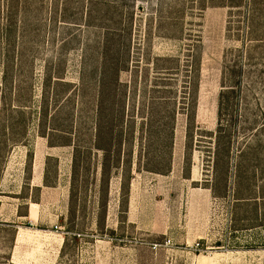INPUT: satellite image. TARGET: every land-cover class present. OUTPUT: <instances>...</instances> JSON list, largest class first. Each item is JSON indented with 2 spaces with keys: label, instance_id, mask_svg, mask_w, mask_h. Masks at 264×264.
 Returning <instances> with one entry per match:
<instances>
[{
  "label": "rangeland",
  "instance_id": "rangeland-1",
  "mask_svg": "<svg viewBox=\"0 0 264 264\" xmlns=\"http://www.w3.org/2000/svg\"><path fill=\"white\" fill-rule=\"evenodd\" d=\"M214 2L0 0V264H264V0ZM164 87L165 142L94 141Z\"/></svg>",
  "mask_w": 264,
  "mask_h": 264
},
{
  "label": "trees",
  "instance_id": "trees-1",
  "mask_svg": "<svg viewBox=\"0 0 264 264\" xmlns=\"http://www.w3.org/2000/svg\"><path fill=\"white\" fill-rule=\"evenodd\" d=\"M199 7H206L208 5H214V4H218L215 3L214 1H218V0H197ZM234 0H222V2L220 3L221 5H232L234 3H232ZM227 3V4H226ZM232 7V6H229ZM160 19L162 20V18L160 17ZM162 62H166L167 59H160ZM166 73L167 70H164ZM190 76L188 77V91H190V87L194 84L195 81V74L196 71L189 73ZM224 79H226V77H223V83H224ZM164 80L166 79H161V82H165ZM226 80H228L229 82V78H227ZM225 80V85L227 84ZM117 84L119 85V87H124L121 86L120 83L117 82ZM236 85V83H235ZM226 89L224 93H221L220 95V100H219V111H218V125H217V129L214 132L209 133V139L213 140L215 142V144H219V143H224V144H228L229 142V137L227 135V127H229V123H232L235 120L234 115L229 114L228 110L230 108L229 104L231 102L229 95H231L233 92V90L231 92L226 93V91L234 89L232 87L234 86H225ZM163 91L161 92V96L157 97L156 99H152V101H150V105H148L149 107V113L148 115H146V117H132V116H128V115H116L115 111L111 110L114 108V104L116 105L117 103H115L114 101H112V105H111V109L108 110V112H106L105 110V99L106 96L104 94V89H102L101 95H99V106L97 107L98 111L96 113L95 117V125H94V130L95 133L93 135L94 141H110L112 143V141L119 145L121 143L124 142H129L130 138L128 137L127 139L123 138L122 136H124V132L125 130L131 129V134H133V127L136 125V122L139 123V125H141V128L144 129L145 132L148 135L147 137V145L148 147H151L154 144V141H157V139H162V142H165V140H167L168 137H166L167 132L166 133V129L169 125V122H171V119L173 117V115L170 117L169 113H167L166 109V105H169L172 97H166L164 95L168 94L170 95V92H167V87H164L162 89ZM125 91V90H124ZM123 90L121 92H124ZM190 94V93H189ZM108 98L110 99V94L108 96ZM115 99H116V94H115ZM111 100V99H110ZM192 101L190 95H189V99L187 100V107L190 106V102ZM7 103H4V108L8 107L9 105H5ZM157 106L160 107L161 111H158V113L153 112L154 110H156ZM11 107V105H10ZM166 107V108H165ZM189 109V108H188ZM11 110L14 109H9V112H11ZM167 113V114H165ZM144 116V115H142ZM136 121V122H135ZM190 122V121H189ZM125 126V129L122 130V127ZM2 123L0 124V132L2 131ZM189 128H190V123H189ZM171 137L173 135V133H170ZM171 143V141H170ZM0 144H1V138H0ZM149 149L147 152V158L149 155ZM159 172V170H154L151 169V172ZM105 173V172H104ZM211 192L213 193V195H216L217 189L215 190V188L213 186L210 187Z\"/></svg>",
  "mask_w": 264,
  "mask_h": 264
}]
</instances>
